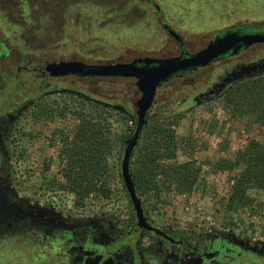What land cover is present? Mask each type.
Instances as JSON below:
<instances>
[{"label":"rangeland","instance_id":"374dc122","mask_svg":"<svg viewBox=\"0 0 264 264\" xmlns=\"http://www.w3.org/2000/svg\"><path fill=\"white\" fill-rule=\"evenodd\" d=\"M260 22L264 0H0V126L5 129L8 117L16 115L0 137V264H111L108 258H93L94 253L84 262L70 260L59 239L40 243L29 229L32 216L56 225L99 226L102 243H110L106 236L122 235L120 243L130 241V246L137 239V232L126 236L134 212L117 170L119 136L124 132V141L134 123L122 119L126 111L134 112L129 99L135 89L123 81L107 85L43 77L38 69L45 62L175 56L178 43L164 26L192 52L221 30ZM249 63L253 68L247 69ZM259 78L264 80V45L157 89L150 114L174 143V155L161 164L187 163L196 171L190 189H166L161 183L157 189L143 188L146 214L168 233L224 235L264 250L262 192L247 190L253 205L236 211L226 207L244 167L233 166L236 155L251 140L264 144V124L254 113L231 112L226 92ZM105 139L111 151L103 169L89 150L101 149ZM127 244L118 245V264L129 260ZM162 245L164 257L149 258L157 246L149 237L141 239L143 257L137 264L173 263L181 250ZM233 254L220 259L264 264V258ZM188 256L184 253L185 260Z\"/></svg>","mask_w":264,"mask_h":264},{"label":"water","instance_id":"95a60500","mask_svg":"<svg viewBox=\"0 0 264 264\" xmlns=\"http://www.w3.org/2000/svg\"><path fill=\"white\" fill-rule=\"evenodd\" d=\"M225 30L223 34L212 38L202 49L194 53L182 51L176 56L159 58L144 56L131 61L120 59L94 62L59 60L47 62L44 66L47 76L53 79L82 78L90 79L95 84L100 80L109 79H131L134 81L135 94H139V96L133 102L135 114L133 126L123 141L122 155L119 161L121 181L134 212L136 225L143 230H152L156 234H161L171 241L170 237L150 223L144 213L130 171L132 155L155 103L157 89L162 84L181 72L207 67L226 53L235 55L241 47L246 48L255 43H264V34L262 33L240 35ZM169 31L174 34L172 30ZM257 253L264 255V250H259Z\"/></svg>","mask_w":264,"mask_h":264},{"label":"flooded vegetation","instance_id":"af4514ba","mask_svg":"<svg viewBox=\"0 0 264 264\" xmlns=\"http://www.w3.org/2000/svg\"><path fill=\"white\" fill-rule=\"evenodd\" d=\"M164 28H166V30L171 35V37L174 38L175 41L178 43V46H179L178 54L182 51H188L182 44L180 37L174 31H173L174 34H172L169 31L171 29L167 28L166 26H164ZM226 29L229 31L236 32L240 35L253 34V33L264 34V22L257 23L256 26L242 24V25H238L234 27H229ZM225 31H226L225 29L221 30L220 32L216 33L212 38L216 37L217 35L223 34ZM211 39H209L208 41H210ZM207 42L204 43L200 48L192 52L190 51L188 52L190 53L197 52L198 50L202 49L207 44ZM254 45H264V43H255L246 48L241 47L240 49H238L235 55L240 54L242 51ZM230 56H232L230 53H226L220 59L214 62L221 63L225 59L229 58ZM140 57H144V56H140ZM135 58H138V57H135ZM117 60H114V61H117ZM131 60H128V61H131ZM45 64L46 62L44 63V65L41 66L40 69H38V71L41 73V76L43 77H47V73L44 70ZM252 65L253 63H249L247 65L248 66L247 69L253 68ZM200 69H203V68L181 72L175 75V77L171 79H175V78H179L184 75H187V74L195 73L196 71ZM108 81H111L110 83L116 82V81H123V83L126 84L127 87L134 86V83H133L134 81L132 82L131 79H109V80H103L101 82L102 83L104 82L105 84L108 85L109 84ZM91 87L89 89H91ZM106 88L103 90L104 92H108ZM135 91L136 90L133 91V97L129 99L132 106H133V102L139 96V94H135ZM104 92L102 93L99 92L98 95L106 97L107 94H104ZM18 113L19 112H17V114ZM15 116L16 115H13V116L10 115L8 117L7 127H5V129L0 126V137H1L2 132L5 134L8 131V128L10 127ZM144 213L146 214L145 210H144ZM146 216L148 217L147 214ZM148 220L155 228H158L161 232H163L165 235L170 237L172 241L163 237L161 234H156L152 230L146 231V230L139 228L136 225L135 217L133 218V222L129 225L127 232H126V236L131 234L132 232L134 233L137 232V239L135 243L133 244V246H130L131 245L129 243L130 241L128 242V241L123 240V242L120 243V239L123 237L122 235L111 236V237L106 236L107 239L110 240V243L109 244L102 243V239L99 237V236L103 237L102 230H100L99 226L92 225V224L91 225L81 224V225H73V226L72 225L70 226L56 225V224L47 222L46 220H43L40 217L32 216L29 219L30 221L29 229H33L35 231V234H37V238L40 243L52 244L55 241H57V239L61 240L67 246L65 248L69 252L68 255H69L70 260L77 259L78 261H81V262H84L85 261L84 259L88 258L87 256L88 254L94 253L93 258L94 257L95 258L105 257V258H108L107 260L109 261V263L118 264L117 262L120 261L118 260L119 258L118 255H119V252H121L120 251L121 246H118V245L128 243L127 245L130 246L128 247L129 260H126V262H124L123 264H137L138 259L143 257V251H142V248L139 247V244L141 242V239H143L144 237L151 238L152 241H154L157 246L154 251L150 250L151 251L150 253H153V254H151L149 258H156L154 257V255H157L159 258L164 257V254L162 253L163 252L162 244H166L174 248L177 247L181 250L177 252V255L175 256L176 259L173 263L162 261L163 264H228V262H223L220 258H225V259L232 258L231 256L232 253H234L233 255L235 258H240L244 254L257 257V258H264V255H260L255 250L249 247H246L243 244H240L237 240H235L232 237H227L224 235H206V236L199 235L197 238L187 237V236H181V237L174 236L173 234L168 233L166 230H164L160 226L156 225L152 220H150L149 217H148ZM112 247L118 248L119 251L111 252L110 248ZM180 252H183V254H181ZM184 253L189 255L188 256L189 258L187 257L186 260L184 257ZM152 261H154V259H152ZM119 264H122V262Z\"/></svg>","mask_w":264,"mask_h":264},{"label":"trees","instance_id":"16d2710c","mask_svg":"<svg viewBox=\"0 0 264 264\" xmlns=\"http://www.w3.org/2000/svg\"><path fill=\"white\" fill-rule=\"evenodd\" d=\"M101 81L103 80L99 82ZM131 81L133 82V80ZM108 82L110 83L111 81ZM92 84L95 83L93 82ZM132 87L136 90L134 86ZM226 94V103L231 112L240 115L254 113L255 121L264 124V80L262 78L246 84H238L236 87L231 86ZM134 116V112L126 111L124 114L125 118L122 120L125 121V124H127L128 120L134 122ZM126 118L128 119L127 121ZM158 120L159 118L150 114L138 144L134 149L130 163V171L140 199L143 194V188L151 189L154 187L157 189V183L166 185V189L172 186L181 187L185 185L190 189L196 181V171L187 163L178 165L161 164V160L164 158L169 159L174 155V146H170V144L174 143L170 131L158 125ZM123 133L119 136L118 151L123 145ZM105 143L106 145L101 149L96 147L95 150H89L90 156H94V153L98 156L103 169L106 168V155L111 151L108 139H105ZM240 163H244V167L233 186L226 205L228 209L234 211L240 207L253 205V198L247 193L249 189L256 188L260 190L264 197V144L251 140L243 151L238 152L233 166ZM117 170H119L121 181L119 161ZM88 185L93 187L92 183H88ZM122 187H124L123 184ZM8 225L12 226L13 224L9 223ZM6 236L10 237L8 234Z\"/></svg>","mask_w":264,"mask_h":264}]
</instances>
